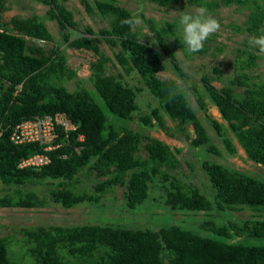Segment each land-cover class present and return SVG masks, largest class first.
<instances>
[{"label":"trees","instance_id":"obj_1","mask_svg":"<svg viewBox=\"0 0 264 264\" xmlns=\"http://www.w3.org/2000/svg\"><path fill=\"white\" fill-rule=\"evenodd\" d=\"M50 6L47 15L61 25L65 47L86 48L100 54L91 62L92 88L84 84L77 71L68 65L62 46L49 52L44 42L53 35L38 16L4 18L6 0H0V180L8 186L55 181L49 195L41 197L34 190L14 189L0 196L2 207H44L54 201L66 208L83 202L101 203L102 197L117 186L124 187L128 207L142 204L149 195L150 183L160 178L169 183L166 204L172 209L211 210L214 202L201 189L186 180L178 170L180 161L167 142L130 126L138 110V93L142 90L128 81L107 73L108 58L100 50L102 37L112 46H120L116 58L129 70L137 71L159 106L140 116L146 127L160 126L168 136L176 137L166 117L176 121V129L184 133L193 124L195 135L186 137L193 146H206L221 156L222 149L212 142L209 130L191 103V94L199 108L208 111L214 105L223 121L209 115L215 132L227 154L238 153L235 141L248 159L264 165V80L252 72L256 55L247 50L248 59L239 55L234 61L235 74L222 87L213 84L214 77L205 73L191 80L187 87L174 78L159 73L169 65L182 80L192 75L179 62L176 49L188 53L177 34L178 25L165 22L161 26L148 18L156 43L133 26L121 20L134 13L109 0L91 4L82 0L89 13L98 12L110 18V26L72 37L69 27L77 28L73 12L61 0H38ZM169 5L173 0H150ZM205 9L236 3L250 5V13L242 31L258 36L264 32V4L260 0H187ZM144 39V40H143ZM143 40V43H142ZM206 47L197 53L203 54ZM244 68H247L246 70ZM221 78V70L215 67ZM75 79L71 91L65 82ZM200 84V85H199ZM96 93L107 106L106 112ZM66 112L78 124L65 143L50 152L51 162L40 167H20L21 160L43 149L37 143H15L12 133L22 120L35 115ZM79 133L85 140L79 142ZM232 133L233 136L230 135ZM63 134L60 140L63 141ZM145 141V142H144ZM83 146L80 152L76 146ZM142 150L147 154L144 156ZM180 152L179 148H176ZM202 166L212 182L214 201L219 209L251 208L264 212V181L221 162L204 159ZM85 171L94 172L91 189H77L76 182ZM208 233L181 225L158 229L130 228L99 223L52 225L24 228L33 264H264V217L203 224ZM0 264H13L9 258L7 239L0 237Z\"/></svg>","mask_w":264,"mask_h":264},{"label":"rangeland","instance_id":"obj_2","mask_svg":"<svg viewBox=\"0 0 264 264\" xmlns=\"http://www.w3.org/2000/svg\"><path fill=\"white\" fill-rule=\"evenodd\" d=\"M8 9L4 12L6 20L14 16L20 18L38 16L45 21L49 31L53 35V40L44 42L47 52L53 46H62L67 56L68 65L77 71L78 77L83 79L87 87L92 88L89 77L91 75V62L98 60L100 54L94 50L86 48L65 47L63 42V31L57 19L50 18L47 13L49 5L39 2L38 0H6ZM74 14L77 22V28L69 27L67 32H71L75 38L80 35H86L87 29L92 28L96 31L110 26V18L103 16L98 12L89 13L82 0H61ZM94 4L97 0H88ZM120 6L131 10L136 16L140 17L142 23L133 26L141 35L146 34L149 40H154V32L150 30L148 18L154 19L161 26L165 22L178 25V15L180 12L190 10L203 9L208 15L218 19L220 29L216 33L209 36L204 43L206 51L203 54L195 53L194 55H186L182 50L176 49L179 62L192 75L186 80H182L177 72L169 65V70L160 72L162 78H174L178 83L187 87V83L193 79L200 80L201 76L209 73L214 77L213 84L222 87L228 82L230 77L235 74L234 61L240 53L242 59H248L249 55L240 52L247 50L256 55L255 65L252 72L257 74L258 79L264 80V54L260 53L257 48L250 46L249 40L254 37L249 32L242 31L235 25L244 26L250 13V5L240 6L236 3L232 5H221L215 9H205L198 5L190 4L187 0H173L169 5L163 6L156 4L150 0H109ZM264 4V0H260ZM180 31L177 30V34ZM151 34V35H148ZM264 34V32L262 33ZM261 35V34H260ZM97 39L100 50L108 58L107 73L115 74L117 77L128 81L129 83L139 86L142 90L138 93L139 108L134 113V119L130 126L135 129L142 130L145 134L157 137L167 142L178 156L180 164L178 170L181 175L191 183L197 185L203 193H205L213 202L214 207L211 210L188 211L170 208L165 200L169 188V183L160 178H156L150 183V190L147 199L136 207H128L124 197V187L117 186L114 190L107 192L101 203L83 202L75 207L66 208L60 203L50 202L44 207H2L0 206V237L7 239V247L9 258L13 264H33L34 259L29 253V243L23 234L24 228L52 225H79L86 223H99L112 226H122L130 228L158 229L162 226L181 225L184 228L197 232L208 233L203 224L207 221H215L217 224H227L230 221L242 222L248 218L264 217V212L255 211L251 208L240 210H222L219 209L214 201L215 188L205 172L202 161L211 159L223 164L229 165L240 171L249 173L264 181V165L253 162L248 159L244 150L235 141L238 147V153L234 157H230L221 139L215 132L209 115L220 121V113L218 109L209 104L208 111H204L197 105L194 97L190 94L191 103L196 108L199 117L209 130L212 142L216 143L223 151L218 156L207 150L206 146H193L186 137L187 133L195 135V129L189 128L184 133H180L175 127L177 122L166 117V122L174 128L176 137L168 136L158 125L155 128H149L139 122L140 116L150 113L151 109L159 106V100L155 97L144 83L140 74L133 70H129L128 66L121 64L117 60L116 55L120 52V46H112L102 37L92 34ZM215 67L221 70V78H217L219 73L215 71ZM245 70L247 68H244ZM69 90L73 91L77 87L75 79L65 82ZM200 85V84H199ZM97 100L101 102L103 109L108 112L107 106L101 98L93 93ZM231 136L232 133H230ZM145 142V141H144ZM180 149V152L176 151ZM145 156L147 152L141 151ZM97 177L94 172L85 171L80 174L79 180L75 183L77 189H91ZM55 181L42 180L37 183H26L22 185H5L0 180V196L16 189L34 190L41 197L49 195ZM15 189V190H16ZM255 242L264 243V239Z\"/></svg>","mask_w":264,"mask_h":264},{"label":"built area","instance_id":"obj_3","mask_svg":"<svg viewBox=\"0 0 264 264\" xmlns=\"http://www.w3.org/2000/svg\"><path fill=\"white\" fill-rule=\"evenodd\" d=\"M78 129V124L73 121L66 112L54 114L35 115L20 121L14 128L11 139L15 143H37L42 152L35 153L21 160L20 167H40L51 162L50 152L65 143L70 138L71 132ZM2 131L0 130V135ZM63 141L60 140L61 135ZM77 140L82 142L85 135L79 133ZM83 146L77 145L76 150L80 152Z\"/></svg>","mask_w":264,"mask_h":264},{"label":"clouds","instance_id":"obj_4","mask_svg":"<svg viewBox=\"0 0 264 264\" xmlns=\"http://www.w3.org/2000/svg\"><path fill=\"white\" fill-rule=\"evenodd\" d=\"M177 17L178 30L182 34V39L180 41L188 53H197L201 51L209 36L220 29V22L218 19L208 15L203 9H186L180 12ZM141 23V18L135 14L121 20L122 25L128 26H138ZM152 43H156V41L153 40ZM249 44L257 48L260 53L264 54V34L252 37L249 40Z\"/></svg>","mask_w":264,"mask_h":264},{"label":"water","instance_id":"obj_5","mask_svg":"<svg viewBox=\"0 0 264 264\" xmlns=\"http://www.w3.org/2000/svg\"><path fill=\"white\" fill-rule=\"evenodd\" d=\"M190 128H192V129L194 128L193 124L190 125Z\"/></svg>","mask_w":264,"mask_h":264},{"label":"crops","instance_id":"obj_6","mask_svg":"<svg viewBox=\"0 0 264 264\" xmlns=\"http://www.w3.org/2000/svg\"><path fill=\"white\" fill-rule=\"evenodd\" d=\"M238 143V142H237ZM242 150H244L242 147H241ZM245 152V151H244ZM246 154V153H245Z\"/></svg>","mask_w":264,"mask_h":264}]
</instances>
